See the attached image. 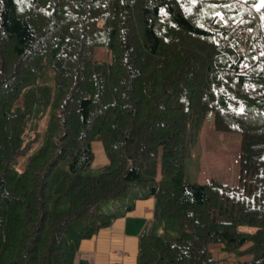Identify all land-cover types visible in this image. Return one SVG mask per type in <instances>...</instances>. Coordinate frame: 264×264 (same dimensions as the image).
Here are the masks:
<instances>
[{"label": "trees", "instance_id": "16d2710c", "mask_svg": "<svg viewBox=\"0 0 264 264\" xmlns=\"http://www.w3.org/2000/svg\"><path fill=\"white\" fill-rule=\"evenodd\" d=\"M260 3L0 0V264H73L79 240L116 216L100 201L136 182L156 217L180 223L173 238L141 233L136 264H223L211 243L250 255L231 264H264ZM206 110L240 133L236 185L185 178ZM93 139L107 162L82 173Z\"/></svg>", "mask_w": 264, "mask_h": 264}, {"label": "crops", "instance_id": "0c3cea01", "mask_svg": "<svg viewBox=\"0 0 264 264\" xmlns=\"http://www.w3.org/2000/svg\"><path fill=\"white\" fill-rule=\"evenodd\" d=\"M91 149L93 152L91 164L96 162V165L101 168L107 162L102 142L93 139ZM210 175L211 173L207 175L200 172L196 176L197 182L209 181ZM225 183L235 185L229 179ZM134 187L136 190L125 196L123 209L112 211L116 213V216L108 225L100 226L91 236L79 240L73 264H77L79 259H85L87 264H136L139 235L144 232L159 233L161 227L155 223L154 196L145 194L136 197V194L144 191V186L135 185ZM126 203L132 204L131 207L126 208ZM221 246L220 243L209 244L212 256L224 255L225 251ZM249 257L250 255H243L236 258L241 260Z\"/></svg>", "mask_w": 264, "mask_h": 264}, {"label": "rangeland", "instance_id": "374dc122", "mask_svg": "<svg viewBox=\"0 0 264 264\" xmlns=\"http://www.w3.org/2000/svg\"><path fill=\"white\" fill-rule=\"evenodd\" d=\"M94 55L98 58L101 57L105 59L109 57V52L102 46H96L94 48ZM46 115L47 113L45 111H38L35 115L33 109L30 118L32 119L31 121H37V124L41 126L45 122ZM37 124H34L35 127ZM240 138V133L237 130H216L213 127V111L206 110L201 120V127L198 136L191 148L190 156L185 162L186 180L197 181L198 178H196V176L200 172H203L207 175L211 173V178L218 179L224 183L229 179L236 185L239 179ZM67 162L68 157L60 162V166L65 167ZM17 170L19 171V169ZM99 170L100 168L95 162L94 164L84 167L82 173H97ZM135 185H143V183H130L126 189L127 194H131L136 190L134 187ZM124 200L125 197L104 199L100 201L99 210L109 212L121 211L123 209ZM155 223L159 224L158 226L161 227L159 235L170 236L173 238L179 233L180 223L177 218L165 219L157 216ZM239 227L244 230L253 228L244 223H241ZM223 254L224 255L220 258H222L221 260L224 264L230 263L233 257L238 256L226 252Z\"/></svg>", "mask_w": 264, "mask_h": 264}, {"label": "built area", "instance_id": "2783aa9c", "mask_svg": "<svg viewBox=\"0 0 264 264\" xmlns=\"http://www.w3.org/2000/svg\"><path fill=\"white\" fill-rule=\"evenodd\" d=\"M246 28H249V30H250V33H249L250 36L258 33V29H257V28H255V27H248L247 25H243V26H241V27L239 28V30H238L239 33L241 32L242 29L245 30ZM237 50H242V51H244V52H247V49L243 46V44H239ZM232 261L234 262V261H236V260H232Z\"/></svg>", "mask_w": 264, "mask_h": 264}, {"label": "snow or ice", "instance_id": "6c2138e0", "mask_svg": "<svg viewBox=\"0 0 264 264\" xmlns=\"http://www.w3.org/2000/svg\"><path fill=\"white\" fill-rule=\"evenodd\" d=\"M260 6L264 7V0H261ZM217 15H219V13H217Z\"/></svg>", "mask_w": 264, "mask_h": 264}]
</instances>
